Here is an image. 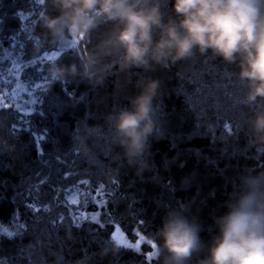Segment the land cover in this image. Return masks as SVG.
<instances>
[{"label":"trees","instance_id":"trees-1","mask_svg":"<svg viewBox=\"0 0 264 264\" xmlns=\"http://www.w3.org/2000/svg\"><path fill=\"white\" fill-rule=\"evenodd\" d=\"M163 8L175 15L172 0ZM46 10L55 14L45 0H0V69L18 72L20 91L32 95L34 106L27 114L0 107V224L23 225L0 235V264H155L146 255L153 248L149 235L181 205L201 225L207 246L241 176L264 171V150L251 143L246 122L256 105L242 103L246 88L237 65L197 51L167 67L114 69L101 84L79 75L50 81L51 62L39 57L60 45L45 43L36 51L35 39H28L41 38ZM108 27L77 38L78 46L65 48L54 62L79 67L81 54ZM141 78L161 82L154 100L157 130L143 162L130 164L108 139L106 117L129 105ZM85 126L99 133H86ZM76 133L84 137L86 154ZM76 192L78 201H69ZM83 212H98V220L74 223ZM115 227L130 241L143 237L140 249L117 244ZM206 253L207 247L190 264Z\"/></svg>","mask_w":264,"mask_h":264},{"label":"clouds","instance_id":"clouds-1","mask_svg":"<svg viewBox=\"0 0 264 264\" xmlns=\"http://www.w3.org/2000/svg\"><path fill=\"white\" fill-rule=\"evenodd\" d=\"M49 8L40 21L45 44L67 47L101 25L109 27L76 64L47 66L50 81L81 76L93 84L118 70L167 67L191 58L198 51L236 64L237 78L246 88L242 103L256 105L246 117L251 143L264 150V0H172L174 16L164 11L167 0H45ZM139 91L127 107L110 112L108 139L123 150L127 161L143 162L149 137L157 130L161 82L141 78ZM86 133L97 128L85 126ZM79 149L88 152L84 137L76 133ZM5 142L8 148L12 146ZM227 211L215 218L218 232L206 246L201 225L185 215L186 206L170 209L155 234L150 250L159 264H190L207 247L198 264H264V171L240 178L238 192L226 202Z\"/></svg>","mask_w":264,"mask_h":264},{"label":"rangeland","instance_id":"rangeland-1","mask_svg":"<svg viewBox=\"0 0 264 264\" xmlns=\"http://www.w3.org/2000/svg\"><path fill=\"white\" fill-rule=\"evenodd\" d=\"M61 47V45H60ZM58 51V50H57ZM57 51H52L46 53L48 55H52ZM0 69V107H15L19 112L23 114H27L32 111L33 105L31 104L32 95L25 92L20 91V80L18 78V72L16 70H10L6 74ZM37 86H32L35 89ZM77 192L72 194L68 200L71 202H77L78 196ZM82 199V198H81ZM79 203V202H78ZM98 217V212H83L78 213L73 216V222L77 223L81 219H92L93 217ZM23 225H20L17 222H13L11 224H0V235L6 234L10 235L16 231H19ZM112 239L119 245L131 247L134 249H140V245L142 243L141 236L134 240L130 241L123 232L115 227L111 234ZM152 253V252H151Z\"/></svg>","mask_w":264,"mask_h":264},{"label":"snow or ice","instance_id":"snow-or-ice-1","mask_svg":"<svg viewBox=\"0 0 264 264\" xmlns=\"http://www.w3.org/2000/svg\"><path fill=\"white\" fill-rule=\"evenodd\" d=\"M36 25H38V23L37 24H35L34 25V28H35V26ZM82 38V37H81ZM28 39H38L37 37H34V36H30V37H28ZM78 46V42L75 40V41H73L70 45H68L67 47H65V46H62L61 45V47H60V49L57 51V52H55V53H53L52 55H48V54H45V55H42V56H40L39 57V61H40V63H48V62H53V61H55L58 57H59V55L61 54V52L65 49V48H72V47H77ZM21 47H24V44L22 43L21 44ZM3 121L2 120H0V123H2ZM102 189H103V185H101V191H102ZM98 219H97V217H93L92 218V221H97ZM141 240H143V237H141ZM149 243L150 244H152V242L151 241H149ZM152 246H154L153 244H152ZM146 255H148V256H151V255H153L152 253H147Z\"/></svg>","mask_w":264,"mask_h":264}]
</instances>
